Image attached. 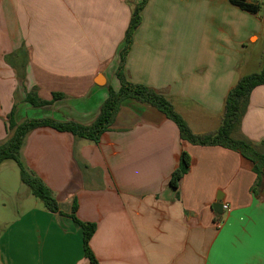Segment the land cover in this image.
I'll return each mask as SVG.
<instances>
[{"label": "crops", "instance_id": "0c3cea01", "mask_svg": "<svg viewBox=\"0 0 264 264\" xmlns=\"http://www.w3.org/2000/svg\"><path fill=\"white\" fill-rule=\"evenodd\" d=\"M248 1L261 5L258 14L229 0H146L126 80L164 95L193 133L217 130L229 90L261 69L264 0ZM141 2L0 0V144L14 104L17 123H93L119 87V53ZM33 88L42 100L63 97L35 108L23 102ZM239 131L264 152V85L251 92ZM182 151L191 166L174 189L168 181ZM21 158L65 215L34 201L0 232V264H90L73 204L78 221L95 224L89 248L98 264H264V188L251 190V161L182 141L148 103L123 100L97 144L37 128ZM218 196L229 211L212 209Z\"/></svg>", "mask_w": 264, "mask_h": 264}, {"label": "trees", "instance_id": "16d2710c", "mask_svg": "<svg viewBox=\"0 0 264 264\" xmlns=\"http://www.w3.org/2000/svg\"><path fill=\"white\" fill-rule=\"evenodd\" d=\"M229 2L233 6L251 14H258L261 9V5L255 1L229 0ZM145 3L146 0H142L134 8L125 32L123 47L119 53V65L116 71L120 88L118 91L109 89L108 96L102 103L100 112L91 125L84 126L74 122H58L50 118L26 119L21 123H17L15 120L16 104L13 105L7 115L6 130L10 132V136L4 143L0 144V164L7 159L13 160L19 169L21 183L28 187L31 194L51 213H56L60 216L65 215L60 210L52 191L27 170L21 158V149L25 137L37 128L49 127L58 132H67L75 138L97 144L101 135L110 130L121 102L127 98L148 103L163 113L165 117L177 126L182 141H186L195 146H220L239 153L251 161L253 165L252 170L256 175V179L251 189L252 192L255 193L264 188V152L258 145L253 144L241 135L239 131L251 92L254 88L264 85V56L260 71L239 77L227 93L223 104L219 128L212 132L195 134L190 130L184 119L174 110L164 95L146 86L130 83L124 76L123 67L125 58L132 43L133 32L140 23L139 14ZM62 97L63 95L60 93H53L51 100H42L37 96L36 88H33L25 95L23 102L38 108L51 105L54 101ZM190 166V156L182 151L179 156L178 165L170 175L168 185L177 189L179 181L189 171ZM75 210L76 204H73L72 213L69 217L81 227L84 256L89 260L90 264H98L89 248V240L95 232V224L78 221L74 216Z\"/></svg>", "mask_w": 264, "mask_h": 264}, {"label": "rangeland", "instance_id": "374dc122", "mask_svg": "<svg viewBox=\"0 0 264 264\" xmlns=\"http://www.w3.org/2000/svg\"><path fill=\"white\" fill-rule=\"evenodd\" d=\"M119 82V80H118ZM119 87L116 91H118ZM42 112H26V116L38 117ZM30 194L28 187L23 185L19 177V169L13 160L7 159L0 164V232L18 214L26 211L32 203L40 202Z\"/></svg>", "mask_w": 264, "mask_h": 264}, {"label": "water", "instance_id": "95a60500", "mask_svg": "<svg viewBox=\"0 0 264 264\" xmlns=\"http://www.w3.org/2000/svg\"><path fill=\"white\" fill-rule=\"evenodd\" d=\"M212 209L218 214H222L223 213L221 197L220 196H218L217 197V201L214 204H212Z\"/></svg>", "mask_w": 264, "mask_h": 264}, {"label": "built area", "instance_id": "2783aa9c", "mask_svg": "<svg viewBox=\"0 0 264 264\" xmlns=\"http://www.w3.org/2000/svg\"><path fill=\"white\" fill-rule=\"evenodd\" d=\"M222 209H223L224 211H229V207H228V205H226V204H223V205H222Z\"/></svg>", "mask_w": 264, "mask_h": 264}]
</instances>
